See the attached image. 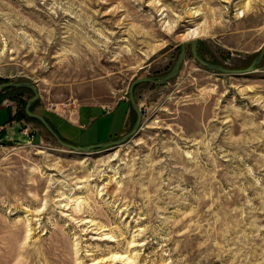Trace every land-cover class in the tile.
Listing matches in <instances>:
<instances>
[{
	"label": "rangeland",
	"instance_id": "374dc122",
	"mask_svg": "<svg viewBox=\"0 0 264 264\" xmlns=\"http://www.w3.org/2000/svg\"><path fill=\"white\" fill-rule=\"evenodd\" d=\"M196 28L202 59L244 70L264 0H0V84H33L40 115L115 109L62 128L78 146L118 140L136 122L131 83L167 75ZM2 95L15 116L33 92ZM135 98L137 135L89 154L15 118L0 138V264H264V59L225 75L189 47L174 80Z\"/></svg>",
	"mask_w": 264,
	"mask_h": 264
},
{
	"label": "water",
	"instance_id": "95a60500",
	"mask_svg": "<svg viewBox=\"0 0 264 264\" xmlns=\"http://www.w3.org/2000/svg\"><path fill=\"white\" fill-rule=\"evenodd\" d=\"M191 47L193 57L195 60L204 68L218 72L220 74L225 75H232V76H240L245 74H250L256 70V68L261 64V62L264 59V46L261 48L258 56L254 59V61L250 64V66L244 70H231L224 66L212 64L210 62H207L206 60L202 59L200 55L198 54V50L201 47V41L200 40H192L188 41L181 46V53L173 67V69L165 76L156 79V78H138L134 80L129 88V100L132 106V109L134 113L136 114V122L134 124V127L131 132L126 134L125 136L121 137L118 140L109 141L102 144H96V145H90V146H76L73 144H69L65 141H63L60 136L57 134V132L52 128V126L48 123L46 118L40 114L35 113L31 110L32 106L39 100L40 94L37 90V88L30 83H4L0 84V94L2 90L6 88H20V89H28L33 92V97L27 102L25 107V113L30 119L37 120L44 128L45 130L58 142V144L64 148L70 149L76 153H82V154H89L97 151H104V150H111L114 148L121 147L125 144H127L134 136L137 135L138 131L140 130L141 123L143 121V115L142 112L136 102L135 98V88L141 84L144 83H152L155 85H166L168 82L174 80L184 63L187 49Z\"/></svg>",
	"mask_w": 264,
	"mask_h": 264
},
{
	"label": "crops",
	"instance_id": "0c3cea01",
	"mask_svg": "<svg viewBox=\"0 0 264 264\" xmlns=\"http://www.w3.org/2000/svg\"><path fill=\"white\" fill-rule=\"evenodd\" d=\"M122 104L126 105L127 118H129L130 106L128 102H125V101H121L118 104V106H121ZM2 109L3 108H1L0 111H2ZM99 111H101V114H103L104 116H108L112 114L113 112V111L110 112L111 110H106L103 106H82L72 111L65 110L63 116L59 115V117L63 119L66 123H68L70 126H72L73 128L82 130V129H86L87 127L91 125L92 122H94L95 118L97 117L96 114L99 113ZM14 124H15V121H12L11 123L7 125L0 126V138L4 137L7 134L6 131L9 130V128L12 127V125ZM1 131H5V132L1 133Z\"/></svg>",
	"mask_w": 264,
	"mask_h": 264
},
{
	"label": "trees",
	"instance_id": "16d2710c",
	"mask_svg": "<svg viewBox=\"0 0 264 264\" xmlns=\"http://www.w3.org/2000/svg\"><path fill=\"white\" fill-rule=\"evenodd\" d=\"M198 54H199V50H198ZM138 87V86H137ZM136 87V88H137ZM136 88H135V90H136ZM7 90H11V91H19V90H21L20 88H6V89H4V90H2V92H1V94H0V103L4 100V98H3V95H2V93L4 92V91H7ZM16 98V97H15ZM16 100H17V98H16ZM20 103H21V101H20ZM37 103V102H36ZM35 103V104H36ZM22 104V103H21ZM27 104V103H26ZM35 104L32 106V108H31V110L32 111H34V106H35ZM130 106H131V103H130ZM25 107H26V105H25ZM131 108H132V106H131ZM7 110V114H8V120L5 122V123H3V124H1V125H7V124H9V123H11L12 121H14L15 120V118L16 119H18L19 121H22V120H25V119H27V120H30V121H34V122H37V123H39L37 120H34V119H30L27 115H26V113H25V108H24V111H23V113H21V115H19V114H17V115H15V116H13V112H12V110L11 109H6ZM6 110H2L1 112H4V111H6ZM132 111H133V109H132ZM133 113H134V111H133ZM135 114V113H134ZM42 116H44L45 118H46V120L48 121V123L52 126V128L57 132V134L60 136V138L63 140V141H65V142H67V143H69V144H73V145H76L74 142H73V137L69 134V132L68 131H66V129H63L62 128V125H66L67 127H69V128H73L72 126H70L68 123H66L63 119H61L59 116H56V115H54V116H46V115H42ZM135 116H136V114H135ZM40 124V123H39ZM41 125V124H40ZM73 129H75V128H73ZM76 146H78V145H76Z\"/></svg>",
	"mask_w": 264,
	"mask_h": 264
},
{
	"label": "bare ground",
	"instance_id": "6f19581e",
	"mask_svg": "<svg viewBox=\"0 0 264 264\" xmlns=\"http://www.w3.org/2000/svg\"><path fill=\"white\" fill-rule=\"evenodd\" d=\"M201 33H202V31L199 30L198 28H196V29L189 32L188 39L194 40L196 38H199L201 36Z\"/></svg>",
	"mask_w": 264,
	"mask_h": 264
}]
</instances>
